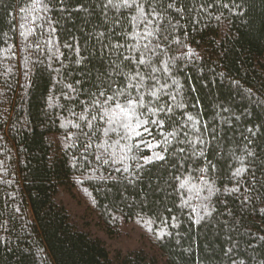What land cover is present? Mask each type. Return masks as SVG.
Here are the masks:
<instances>
[{
	"label": "snow or ice",
	"instance_id": "obj_1",
	"mask_svg": "<svg viewBox=\"0 0 264 264\" xmlns=\"http://www.w3.org/2000/svg\"><path fill=\"white\" fill-rule=\"evenodd\" d=\"M22 4L18 29L28 53L25 65L44 63L30 57L46 51L47 67L55 74L47 106L59 110L66 149L79 153L73 167L88 170L85 179L113 200L131 199L129 207L151 212L148 231L157 222L164 225L157 240L180 236L185 225V237L197 233L204 240L207 264L217 256V264H245L239 256L246 244L255 260L249 242L264 247V235L250 231L245 221L249 215L264 216V155L253 146V138L264 133L259 126L248 127L238 141L234 113L218 105L205 120L196 87L186 88L178 79L200 57L193 49L182 51L187 45L177 33L184 30L186 37L182 22L190 17L198 22L210 5L198 0ZM2 51L0 61L16 56L13 45ZM134 192L139 200L130 195ZM197 243L193 237L184 251Z\"/></svg>",
	"mask_w": 264,
	"mask_h": 264
},
{
	"label": "trees",
	"instance_id": "obj_2",
	"mask_svg": "<svg viewBox=\"0 0 264 264\" xmlns=\"http://www.w3.org/2000/svg\"><path fill=\"white\" fill-rule=\"evenodd\" d=\"M198 2L210 7L196 17L198 22H190L191 17L182 22L186 37L184 30L177 35L187 45L182 51L193 49L200 59L178 79L186 88L196 87L205 120L218 105L234 113L238 141L248 127L259 126L264 133V0ZM22 6V0H0V55L8 45L16 52L14 59L0 61V73L11 68L0 75V264H196L198 259L207 264V246L197 233L185 237L181 225L180 236L157 240L164 225L157 222L148 231L151 212L129 207L131 199L113 200L85 179L88 170L73 167L79 153L66 149L59 110L47 106L55 74L47 67L46 51L30 57L44 63L25 65L28 53L18 29ZM253 146L264 155V135L253 138ZM130 195L139 200L138 192ZM245 224L264 235V216L249 215ZM193 237L198 243L186 253ZM249 243L255 245V260L247 244L239 258L258 264L264 247ZM215 244L223 246L219 238ZM218 261L219 256L213 264Z\"/></svg>",
	"mask_w": 264,
	"mask_h": 264
}]
</instances>
